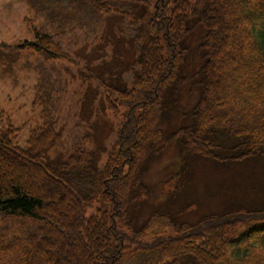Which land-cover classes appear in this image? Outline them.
<instances>
[{"label":"trees","instance_id":"16d2710c","mask_svg":"<svg viewBox=\"0 0 264 264\" xmlns=\"http://www.w3.org/2000/svg\"><path fill=\"white\" fill-rule=\"evenodd\" d=\"M26 1L33 8L38 0ZM73 1L98 15L133 4L136 52L100 82L114 137L106 150L97 145L52 156L63 131L44 105L47 114L26 146L15 142L10 123L0 128V212L26 229L9 238L0 233V264H264V207H224L185 222L166 207L153 210L167 201L160 192L148 202L141 171L144 161L175 146L179 165L169 193L185 200L194 159L223 165L264 156V0ZM198 30V63L180 76ZM32 32V41L15 47L71 62L51 34ZM7 55L11 76L18 59ZM187 84L189 92L199 90L192 123L169 134V116Z\"/></svg>","mask_w":264,"mask_h":264},{"label":"rangeland","instance_id":"374dc122","mask_svg":"<svg viewBox=\"0 0 264 264\" xmlns=\"http://www.w3.org/2000/svg\"><path fill=\"white\" fill-rule=\"evenodd\" d=\"M133 17L132 3L112 6L109 15H98L73 0H38L33 8L26 0H0V128L10 123L16 129L15 142L24 147L30 131L42 125L47 107L50 120L63 131L62 146L52 156L65 157L76 148L97 145L106 150L114 137L116 122L102 109L100 82L119 66H125L128 55L136 52ZM36 27L51 34L71 62L47 61L15 47L32 41ZM198 37L199 30L191 35L187 64L180 76L198 63ZM3 45L12 48L5 49ZM7 52L18 59L11 76L12 57ZM121 77L129 80L131 74L123 72ZM188 86L181 88V105L169 116L172 129L169 126L165 130L169 134L192 123L190 108L199 90L189 92ZM35 98L39 104L34 103ZM222 156L228 157L229 153ZM193 161L191 192L185 200L177 191L169 193L170 179L179 165L175 146L166 148L157 159L142 163L141 171L149 188L148 202L156 203L152 198L160 196V192L164 193L163 201H167L153 210L166 207L182 221L195 222L224 207H264V156L242 162L227 160L223 165L199 158ZM21 164L33 167L26 159ZM187 206H195V210L187 211ZM23 227H15L0 212V233L7 238L25 232Z\"/></svg>","mask_w":264,"mask_h":264}]
</instances>
